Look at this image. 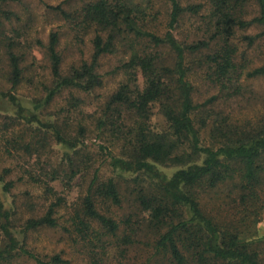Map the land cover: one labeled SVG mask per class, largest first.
Listing matches in <instances>:
<instances>
[{
    "label": "trees",
    "instance_id": "16d2710c",
    "mask_svg": "<svg viewBox=\"0 0 264 264\" xmlns=\"http://www.w3.org/2000/svg\"><path fill=\"white\" fill-rule=\"evenodd\" d=\"M165 1L169 13L163 34L147 28L148 14H144L145 8L139 4L129 0L87 2L81 9L78 25L92 33L91 62L83 61L65 75L56 49L58 33L49 36L46 52L52 83L46 89V104L63 89L85 93L100 86L102 80L95 71L98 58L115 52L116 47L127 54L118 66L127 79L108 97L96 129L111 137L110 147L115 143L120 145L118 153L105 148L111 170L119 176L136 174L134 182L141 175L151 181L148 187L138 186L135 196L139 208L147 215L136 219L128 215L118 222L101 213L96 204L102 198L119 205L117 184L112 177L99 180L98 169L94 170L80 210L71 217L73 231L92 248H104L108 244L104 237L115 238L122 225L119 242L134 244L142 237L150 242L145 264H261L260 252L249 231L264 210V114L256 118L224 117L209 129L211 142L204 144L195 115L216 96L207 102H195L188 75L191 66L197 65L202 76L225 96L230 95L227 92L230 76L238 70V76L244 79L264 77V63L250 68L237 64L238 48L232 41L237 29L251 25L259 30L255 35L243 36L247 43L251 45L256 38H264V0H204L208 3L207 13L202 17L195 40L188 43L178 40L172 30L186 14L198 15L205 4ZM247 5L256 9L251 18L244 16ZM9 15L0 6V25L1 17L7 19ZM192 54H198L199 58L189 61ZM9 59L11 83L15 86L20 68L12 52ZM136 70L143 78L142 87L137 85ZM240 88L238 84L234 91ZM155 103L167 123L161 132H152L149 127L150 110ZM14 104L18 119L39 123L36 114L26 115L20 103ZM42 125L54 130L57 143L77 153L81 143L77 137L66 138L54 123L42 122ZM159 165L177 168L168 175ZM70 174L69 178L75 172L71 170ZM221 184L230 185V193H236L233 208L238 217L235 219L220 220L201 207V195ZM3 187L7 189V184ZM60 203L61 199L57 198L41 216L27 219L25 227L57 226L55 214ZM0 219V233L6 240L0 245V264L16 248L38 264L62 262L58 256L43 260L17 246L8 227L9 212L1 202Z\"/></svg>",
    "mask_w": 264,
    "mask_h": 264
},
{
    "label": "rangeland",
    "instance_id": "374dc122",
    "mask_svg": "<svg viewBox=\"0 0 264 264\" xmlns=\"http://www.w3.org/2000/svg\"><path fill=\"white\" fill-rule=\"evenodd\" d=\"M89 1L93 0H0L1 8L10 13L7 19L1 17L0 25V202L3 209L9 212L8 227L17 246L43 260L58 256L62 260L58 264H145L150 253V242L144 237L134 244L119 242L122 225L118 236L104 237V241L108 242L104 248H92L87 242L79 240L71 225V217L80 210L82 198L97 169L99 180L109 177L115 180L121 198L119 205L102 198L96 200L101 213L118 222L128 215L133 219L147 215L139 208L135 196L138 186L148 187L151 181L141 175L134 182L136 174L119 176L111 170L106 161L105 148L118 153L120 145L115 143L110 147L111 137L96 129L97 119L108 97L127 79L118 69L127 54L116 47L115 52L98 58L95 71L100 75L102 84L90 92L63 89L47 104L44 103L46 89L52 83L46 52L51 33H58L56 49L61 56L62 74H67L83 61L91 62L92 33L78 25L81 9ZM130 1L145 8L143 12L148 14L146 24L149 30L158 34L166 31L169 4L165 0ZM180 1L183 5L205 4L198 15L186 14L172 30L178 40L188 43L195 40L208 3L204 0ZM255 14V6L247 5L244 16L251 18ZM258 30L256 25L236 30L232 41L238 48L237 64L250 68L264 63V38H256L251 45L243 38L245 35H255ZM10 52L16 55L20 68L19 82L15 86L11 83ZM198 56L192 54L188 60ZM238 72L230 76L232 79L227 89L230 95L225 96L202 76L203 72L197 65L191 66L188 76L193 85L194 101L203 103L216 96L195 115L204 144L211 142L209 129L224 117L256 118L264 114V77L244 79L238 76ZM136 78L137 85L142 87L143 78L137 70ZM130 83L134 85L132 81ZM238 84H241V88L234 91ZM15 102L24 107V114H36L39 123L18 119ZM150 115L149 127L152 132L166 129V120L157 103L152 104ZM42 122L54 123L68 139L77 137L81 142L77 153L57 143L54 130L43 126ZM158 168L170 175L177 166L159 165ZM71 170L75 174L69 178ZM4 184H7V189L3 187ZM230 190V185L221 184L213 191H207L201 195V207L220 220L237 218L238 214L233 208L236 193H230ZM57 198L61 199L55 214L57 226L25 227L27 219L41 216ZM249 232L260 252L261 264H264V210ZM5 242L0 233V245ZM1 264L38 263L16 248Z\"/></svg>",
    "mask_w": 264,
    "mask_h": 264
}]
</instances>
